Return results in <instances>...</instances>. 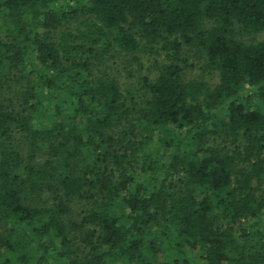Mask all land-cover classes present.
Listing matches in <instances>:
<instances>
[{
  "label": "trees",
  "instance_id": "16d2710c",
  "mask_svg": "<svg viewBox=\"0 0 264 264\" xmlns=\"http://www.w3.org/2000/svg\"><path fill=\"white\" fill-rule=\"evenodd\" d=\"M0 264H264V0H0Z\"/></svg>",
  "mask_w": 264,
  "mask_h": 264
},
{
  "label": "rangeland",
  "instance_id": "374dc122",
  "mask_svg": "<svg viewBox=\"0 0 264 264\" xmlns=\"http://www.w3.org/2000/svg\"><path fill=\"white\" fill-rule=\"evenodd\" d=\"M143 57L144 58L142 59V61H143L142 62V66L140 68H142L141 69L142 70V73L145 74V73L148 72V70H151L153 68V60H152V58H150L148 56H143ZM191 62H193L196 65V67H194L193 69L190 70V71L193 72L192 75L201 74L202 73V64H203V61H201V60H198L197 61L196 58H191ZM137 67L138 66H136V68ZM122 77L123 78L121 79V81L123 83H125V80H127V79L124 76H122ZM207 79H209V82L210 83H215V82L218 81V74L217 73H212V74H210V75L207 76Z\"/></svg>",
  "mask_w": 264,
  "mask_h": 264
}]
</instances>
